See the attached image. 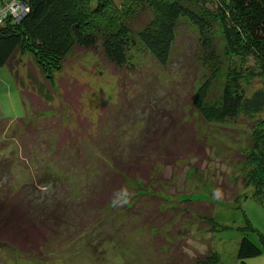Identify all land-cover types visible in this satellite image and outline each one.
Instances as JSON below:
<instances>
[{
  "label": "trees",
  "instance_id": "obj_1",
  "mask_svg": "<svg viewBox=\"0 0 264 264\" xmlns=\"http://www.w3.org/2000/svg\"><path fill=\"white\" fill-rule=\"evenodd\" d=\"M14 1L25 4L26 11L20 20L11 14L0 20V68L6 66L16 83L23 85L18 67L21 56L29 52L30 114L43 110L40 114L49 117L39 120L41 124L49 120L50 127L61 116L68 125L64 138L72 131L76 134L72 159L82 156L81 161L91 166L97 156L83 153L87 144L101 147L107 155L99 164L103 173L93 182L95 190L87 196L99 209L98 215L102 209L115 210L112 200L126 187L131 198L122 210L136 231L143 229L152 235L162 264H227L210 243L214 232L227 228L213 217L214 201L189 197L167 206L154 202L150 209L140 201L146 196L164 199L158 190L165 180L163 168L195 162L200 171L199 165L215 158L228 167L214 184L217 189L227 192L236 204L250 194L264 206V88L250 94L245 89L246 78L264 74V0ZM182 30L195 42L200 68V74L190 81L188 102L183 106L175 102L179 111L154 107L147 130L138 141L130 140L132 149L124 156L121 137L126 123L135 120L138 109L133 106L143 98L136 90L141 58L148 56L167 66ZM79 52L94 53L117 76L114 118L109 117L115 105L111 102L100 104L96 123L82 113L84 85L63 72L67 58ZM130 90H135L133 99L124 102ZM37 124L26 131L34 132ZM246 129L250 133L241 131ZM111 147L121 155L109 154ZM84 158L91 159L85 162ZM196 173L204 186L211 184L204 172ZM18 198L8 207L0 202V249L43 259L46 230L53 228L49 221L64 219V214L33 204L31 197ZM251 229L249 221L238 228L242 234L236 250L238 264H247V259L264 250V236L260 235L262 246L255 244L247 235ZM193 237L206 239L205 251L193 255L185 251Z\"/></svg>",
  "mask_w": 264,
  "mask_h": 264
},
{
  "label": "rangeland",
  "instance_id": "obj_2",
  "mask_svg": "<svg viewBox=\"0 0 264 264\" xmlns=\"http://www.w3.org/2000/svg\"><path fill=\"white\" fill-rule=\"evenodd\" d=\"M13 1L0 0V8ZM194 44L189 32L182 30L167 66H161L148 56L141 58L143 73L136 90L141 91L143 98L137 106H133L138 109L133 114L135 120L126 123L124 136L121 137L124 140L121 143L124 156L132 149L130 140L138 141L141 133L147 130V118L154 107L179 111L175 109L174 103L180 101L183 106L188 102L186 98L191 91L190 81L200 74L195 61ZM30 56L29 52L23 54L18 67L23 85L16 83L6 66L0 68V202L8 207L18 197L26 201L28 196L35 200L33 204H44L42 206L50 208L51 212L59 210L64 214V219H50L49 224L53 228L46 230V241L41 249L43 259L0 249V264H162L153 248L152 235L143 229L136 231L132 226L133 220L122 210V206H116L112 211L102 209L99 216V209L89 202L88 193L95 190L93 182L98 181L103 173L99 167L101 159L107 160L101 147L90 144L83 147V153L92 154L91 158L97 156L93 158L96 160L91 166L81 161L82 156L72 159V156H76L71 146L76 134L72 131L66 136L68 138H64L68 125L61 116L55 117V123L50 127L49 120L42 122L45 126L39 120L49 117L48 114H40L43 110L34 116L30 114L32 108L28 104V94L31 93L32 85L26 77ZM63 72L84 85L83 114L96 123L100 104L111 102L115 105L111 107L109 117L114 118L118 99L117 76L111 73L106 62L94 53L79 52L67 58ZM257 88H264V74L245 79L247 94ZM134 91L130 90L127 98L122 100L133 99ZM178 91L181 92L180 96ZM58 100L55 97V106ZM38 122L34 132L26 131ZM241 131L250 133L249 129ZM153 136L156 135L152 133ZM116 149L111 147L109 154L121 155ZM91 158H84V161L88 162ZM223 161L212 158L210 162L199 165L200 171L195 168V162L163 168L165 180L158 190L164 199L146 196L140 204L145 208L151 207L154 202L167 206L189 197L214 201L213 217L227 228L214 232L210 243L214 244V249L225 263L238 264L236 250L242 235L238 228L244 227L249 221L252 229L247 232L248 237L262 246L260 235L264 236V206L250 194L236 204L227 192L214 186L220 180L221 171L228 170ZM196 172H204L211 184L204 186ZM150 191L153 193L152 188ZM206 246V239L193 237L187 242L185 251L193 255L205 251ZM246 262L264 264V250L260 256L249 258Z\"/></svg>",
  "mask_w": 264,
  "mask_h": 264
},
{
  "label": "built area",
  "instance_id": "obj_3",
  "mask_svg": "<svg viewBox=\"0 0 264 264\" xmlns=\"http://www.w3.org/2000/svg\"><path fill=\"white\" fill-rule=\"evenodd\" d=\"M2 10L3 14H0V20L2 19V16H6L8 14H11L15 20H20L25 14L26 6L21 2L17 3L13 1L12 4L6 3Z\"/></svg>",
  "mask_w": 264,
  "mask_h": 264
},
{
  "label": "clouds",
  "instance_id": "obj_4",
  "mask_svg": "<svg viewBox=\"0 0 264 264\" xmlns=\"http://www.w3.org/2000/svg\"><path fill=\"white\" fill-rule=\"evenodd\" d=\"M131 198V193H129L128 189L122 188L115 196V198L112 200V205L114 207L116 206H123L124 204L129 202V199Z\"/></svg>",
  "mask_w": 264,
  "mask_h": 264
}]
</instances>
